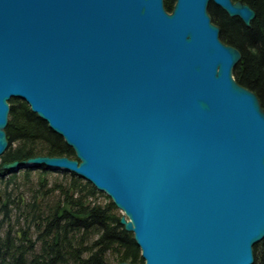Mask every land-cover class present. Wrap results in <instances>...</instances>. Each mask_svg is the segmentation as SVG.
<instances>
[{
  "label": "water",
  "instance_id": "95a60500",
  "mask_svg": "<svg viewBox=\"0 0 264 264\" xmlns=\"http://www.w3.org/2000/svg\"><path fill=\"white\" fill-rule=\"evenodd\" d=\"M210 3L256 16L232 0H176L171 13L164 0H0V158L11 99L76 154L1 170L91 183L145 264H254L264 239V109L235 81L241 54Z\"/></svg>",
  "mask_w": 264,
  "mask_h": 264
},
{
  "label": "trees",
  "instance_id": "16d2710c",
  "mask_svg": "<svg viewBox=\"0 0 264 264\" xmlns=\"http://www.w3.org/2000/svg\"><path fill=\"white\" fill-rule=\"evenodd\" d=\"M164 1L171 13L176 0ZM232 1L255 12L249 25L214 3L209 4L208 13L220 30V40L241 54L233 69L235 81L253 92L264 109V0ZM9 105L8 148L0 158V168L37 156L76 159L64 138L25 101L11 99ZM24 172L21 184L17 173L0 178V264H113L108 256L116 264H145L134 234L125 230L118 208L107 195L109 202L99 203L102 192L67 171L63 172L65 182L52 184L45 166ZM34 180L35 188L30 187L31 196L25 202L21 185ZM254 264H264V239L254 246Z\"/></svg>",
  "mask_w": 264,
  "mask_h": 264
},
{
  "label": "rangeland",
  "instance_id": "374dc122",
  "mask_svg": "<svg viewBox=\"0 0 264 264\" xmlns=\"http://www.w3.org/2000/svg\"><path fill=\"white\" fill-rule=\"evenodd\" d=\"M0 163H1V160H0ZM24 170H21L20 172H18L17 173V182L18 183H22L23 182V175H24ZM35 174H37V172H35ZM36 176H34V178H35ZM48 177H49V182H50V184H52V182H55V181H63V182H65L66 181V175L63 173V172H61V171H50V173L48 174ZM82 181H81V183L82 184H85V180L84 179H81ZM34 183L33 184H31V185H21V191L23 192V196H24V199H25V202H28L29 201V199H30V187H32V189H34L35 188V183H36V180H34L33 181ZM3 184H0V186H2ZM106 194L104 193H100L99 195H98V197H97V201L99 202V203H101V204H106L107 202H109L108 200H107V198H106V196H105ZM19 204V203H18ZM15 206V205H14ZM118 213L121 215V216H125V214H123L120 210L118 211ZM15 221H16V219H14L13 221H12V224L13 223H15ZM32 238H33V240L35 239V236L34 235H32ZM108 258H109V260L111 261V263H113V264H116V262L115 261H113V257H111V256H108Z\"/></svg>",
  "mask_w": 264,
  "mask_h": 264
},
{
  "label": "bare ground",
  "instance_id": "6f19581e",
  "mask_svg": "<svg viewBox=\"0 0 264 264\" xmlns=\"http://www.w3.org/2000/svg\"><path fill=\"white\" fill-rule=\"evenodd\" d=\"M13 163V162H12ZM7 164H9V163H7ZM5 165V164H4ZM3 166V165H2ZM2 166H1V168H2ZM1 168H0V170H1ZM32 169H34V168H32ZM22 170H26V169H22ZM21 171V170H20ZM19 171V172H20ZM59 171H61V172H64V171H62V170H59ZM15 173H18V172H15ZM0 174H1V177L3 176V174H7V175H11V174H14V173H11V174H9V173H7L6 171H2L1 170V172H0ZM0 177V178H1ZM87 182V181H86ZM89 183V182H88ZM91 184V183H90ZM92 185V184H91ZM93 186V185H92Z\"/></svg>",
  "mask_w": 264,
  "mask_h": 264
}]
</instances>
